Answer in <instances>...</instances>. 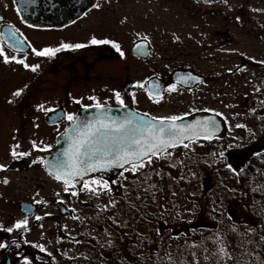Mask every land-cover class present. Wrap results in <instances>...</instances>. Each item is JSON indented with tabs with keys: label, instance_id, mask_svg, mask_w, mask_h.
<instances>
[{
	"label": "rangeland",
	"instance_id": "374dc122",
	"mask_svg": "<svg viewBox=\"0 0 264 264\" xmlns=\"http://www.w3.org/2000/svg\"><path fill=\"white\" fill-rule=\"evenodd\" d=\"M98 3L102 17L92 13L56 36L69 34L85 42L90 35L107 36L116 43V62L96 64L88 80L106 85L116 75L119 89L130 78V95L116 92V102L153 118L179 117L199 102L214 103L228 130L215 146L178 144L159 158L150 157L151 163L145 159L143 168L86 180L87 188L84 183L68 188L52 180L39 162L22 168L14 160L48 148L53 133L44 125V100L63 98L68 70L37 80L28 73L31 56L24 57L22 72L20 58L0 47V264L6 252L13 264H96L106 253L136 264H264L257 243L264 242V150L258 163L245 162L248 172L241 171L252 192L247 212L240 210L246 191L235 188L231 177L211 173L217 162L235 157L243 146L252 143V152L257 150L253 144L264 145V0ZM27 36L39 45L53 39ZM132 39L149 42L146 59L131 58ZM184 69L201 74L205 83L190 91L170 85L157 99L147 93L149 77L162 79ZM88 80L77 85L90 90ZM208 88L215 90V102L203 94ZM20 200L34 204L35 211L20 212ZM54 201L71 213L61 215ZM25 221L26 227H16Z\"/></svg>",
	"mask_w": 264,
	"mask_h": 264
},
{
	"label": "flooded vegetation",
	"instance_id": "af4514ba",
	"mask_svg": "<svg viewBox=\"0 0 264 264\" xmlns=\"http://www.w3.org/2000/svg\"><path fill=\"white\" fill-rule=\"evenodd\" d=\"M98 2H100V0H0V47L6 53L10 54L11 57L20 58V60L23 61L22 65H20L22 72L26 70V63L24 60L26 56H31L33 58L34 62L28 73L32 77L38 78L37 80L48 75H57L61 71L68 70L67 78L65 79L67 82L64 84L65 93L62 95L63 98L56 99V97L52 95L50 98L48 97L49 100H44L48 101V106L46 105L47 107L45 106L46 108L43 111L44 125L49 128L50 133H53L48 148H41L42 150L35 154H29L14 159L17 163L20 162L19 166L22 168L31 162H39L44 172L52 180L63 184L66 183L62 180L53 178L47 173L43 161L46 155L50 154L51 159L55 162L58 157H61L62 153H65L69 149L71 144V139L69 138L70 130L73 128L74 123L96 124V118L102 113L112 116L105 117L102 122L105 124L111 123V120H116V107L125 108V111L123 110L124 112H128V110L135 111L125 102H123V104L116 102V92L119 94L121 93L125 98L130 95L133 87L130 78L124 79L123 86L119 87V89H116V75L112 80H107L106 85L88 80L92 79L91 74L96 64L116 62V43H113L107 36H105L106 38L98 39L90 35L86 42L84 40H73L69 34H67V36L65 34L61 35L60 40V37H56L58 34L65 33L67 29L78 26L79 22L87 19L92 13H94L97 18L102 17L104 10L101 7V3L99 4ZM29 33H34L36 37L50 35L53 39L50 44H34L27 36ZM93 39L97 41L106 40L108 43L93 44ZM136 41L138 40L132 39L130 41L129 55H131L134 61L137 58L146 59L149 55V42L142 40L146 44L148 53L145 57H140L132 51V46ZM63 45H69L70 47L64 48ZM76 45H83V47L77 48L75 47ZM44 49H60V51L56 52L54 56H37L35 54L37 51H43ZM33 68L36 70L32 71ZM77 69L82 73L77 75ZM175 72L179 73L177 76H179L180 81L175 78V82H168L171 76L162 79L149 77L145 84L147 93H150L152 98L157 99L163 96L167 86L174 85L182 91H190L200 88L202 84L205 83V78L201 74H195L190 71L191 74L189 70L185 69ZM77 78H80V80H77ZM85 80L92 83V85L88 86L91 88L90 90L77 85ZM177 81L181 83V85H179ZM161 83H163V86L160 87L159 85ZM99 91L108 93V95L105 93L106 98H103L100 93H97ZM214 92L215 90L213 91L208 88L205 89L203 94L207 97L209 96L208 98L210 101L212 100L215 102V98H213ZM97 105H100L99 108L105 109L99 110ZM214 105L215 104L212 103L208 107L206 103L199 102L193 110L179 116L181 119L177 121L189 120L196 116H214L215 120H218L220 123L219 133L212 134L211 136H197L192 138L191 141L185 140L183 143H179V145L197 143L201 147H210L218 143V139L228 130V127L224 115L218 112ZM108 108H113L114 110L111 111ZM106 109L107 111H104ZM136 113H138V111ZM139 114L145 116L143 113ZM69 115L76 118L74 122H70L67 119ZM146 117L153 118L148 115H146ZM262 117L261 121H263L262 124H264V116ZM156 119L160 120V118ZM164 120L168 121L169 119ZM238 132L241 134V131ZM262 132H264V127ZM179 145L177 144L176 146ZM248 146L252 148V143L243 146L241 149L243 150L246 147L249 148ZM253 149L257 150L251 152V150L247 151L246 149L245 153L248 154L247 156L250 155L258 160V154L261 155L264 150V145L253 144ZM242 150L239 151L235 157H226L223 162L220 163L219 161L218 164H224V168L230 170L232 173L241 170V168H246L248 171V166L244 165V159L246 158L242 159L241 152H244ZM147 158L149 157H145V159ZM226 164H228V166ZM215 165H217V163ZM220 165H217V167H220ZM129 167L131 166L125 165L124 168L112 167L107 171L92 172L85 175L83 180L76 178L66 185L68 188L78 189L86 180L94 178L103 180L114 176L116 177V172ZM212 168L216 170V168ZM7 181V178L1 179L2 184H7ZM21 201L24 200L18 201L19 210ZM54 204L57 205L58 212L61 215H69L72 211L70 208L57 201H54ZM34 211L35 207L32 213ZM20 212L22 211L20 210ZM141 226L146 228L142 224ZM164 228H166L165 225ZM1 264H3V261H1Z\"/></svg>",
	"mask_w": 264,
	"mask_h": 264
},
{
	"label": "snow or ice",
	"instance_id": "6c2138e0",
	"mask_svg": "<svg viewBox=\"0 0 264 264\" xmlns=\"http://www.w3.org/2000/svg\"><path fill=\"white\" fill-rule=\"evenodd\" d=\"M92 43L106 44L108 41L93 39ZM63 47L68 48L70 46L63 45ZM75 47L80 48L83 45H76ZM58 51L60 49H44L35 54L37 56H54ZM0 55L3 53L0 52ZM5 60L7 62V58ZM17 62L23 63V61ZM35 70V68L32 69V71ZM117 99L119 100V94H117ZM120 103L123 104V101ZM97 107L99 108L100 105ZM67 119L74 122L76 118L69 115ZM103 119L104 117H98L99 126L92 123H74L70 130L71 144L69 149L62 153L61 157H58L52 165L61 175L67 177L64 181L66 184L76 178L83 180V177L90 172L107 171L112 167L124 168L125 165H130L131 170H138L144 167L145 157H149L147 162L151 163V156L159 158L168 148L183 143L184 140L191 141L193 137L204 134L199 131L197 126L191 124L178 125L176 121L181 119L180 117H171L166 122L164 119L152 118L149 120L145 117L129 114L119 122L111 120V123L108 124L103 123ZM209 125L214 128L215 122L204 121L202 123L205 130ZM184 147H188V145L184 144ZM91 183L97 184L98 181L92 180ZM88 186L89 182L84 181V187L87 188ZM103 187L107 188L106 181ZM90 190L94 191V189ZM26 225L27 222L25 221L23 225L17 224L16 227H26Z\"/></svg>",
	"mask_w": 264,
	"mask_h": 264
},
{
	"label": "water",
	"instance_id": "95a60500",
	"mask_svg": "<svg viewBox=\"0 0 264 264\" xmlns=\"http://www.w3.org/2000/svg\"><path fill=\"white\" fill-rule=\"evenodd\" d=\"M132 51L135 52L136 54H138L140 57H145L147 55V53H148V50L146 49V44H145L144 41H137L136 43H134L133 46H132ZM177 74H179V73L178 72H173L171 77H170V79H169V82H175L174 76H176ZM159 86L160 87L163 86V83H161ZM103 109H105V108H99V110H103ZM108 109L111 110V111L114 110L113 108H108ZM124 109L125 108H123V107H116V121L117 122L123 120L129 114H133V115L139 116V117H145V119H149L150 120V118H148V117H146L144 115L138 114V113H136V112H134L132 110H128V112H124L125 111ZM104 111H107V109L104 110ZM120 111H122V112H120ZM98 117H104L105 118V117H112V116H109V115H107L105 113H102V114L98 115ZM98 117L96 118V121H95L96 124H94L95 126H99L98 123H97ZM204 121H214L215 122V127L213 128L211 125H209L207 130H205V128L202 127V123ZM176 123L178 125L191 124V125L197 126L199 131L204 133L203 135H206V136H211L212 134H218L219 131H220V123H219L218 120H215L214 116H203V117L196 116V117L191 118L189 120L176 121ZM200 136H202V135H200ZM195 137H197V136H195ZM43 162H44V168H45V170L47 171L48 174H50L53 178L65 181V179L67 177L61 175L60 172H58L55 168H53L52 165H53L54 161L51 159V155L50 154L46 155V157L44 158ZM116 168H119V167H116ZM90 173H92V172H90ZM58 176L60 178H57ZM34 207L35 206L33 204L29 203V202H26V201H21L20 202V210L23 213H25V214L32 213V211L34 210ZM3 264H12V262L9 260V256H8L7 253H5L4 256H3Z\"/></svg>",
	"mask_w": 264,
	"mask_h": 264
},
{
	"label": "trees",
	"instance_id": "16d2710c",
	"mask_svg": "<svg viewBox=\"0 0 264 264\" xmlns=\"http://www.w3.org/2000/svg\"><path fill=\"white\" fill-rule=\"evenodd\" d=\"M246 149H247V151H249V150H251V147H249V148L246 147V148H244L242 150V151H244L243 153L241 152L242 159L246 158V159H244V161L245 162H248L249 165H253V163H255V164L258 163V160L255 157H252L250 155L247 156L248 154L245 153V150ZM217 165H220V164H218V162H217ZM209 167L210 166H208L207 168H209ZM242 169L243 168H241V170H239V171H236V172H233L232 173L230 170L225 169L223 165H220V167H217L216 170H211V173H212V175L214 177H216V172H221V173H223L228 178L231 177L232 180H233V182H234V187L235 188H238L239 191H242V192L246 191V194L244 192V196L242 195V197H244V201H245L244 203H245V205L244 206H241V209L240 210L243 211L246 208V211L245 212H247V210H248V208H247L248 207V204H250V203L253 202V201L251 202V200H250L252 198L251 197V193L252 192H250V184L247 183L244 180V177H243V175L241 173ZM243 170L246 173L248 172L246 168H244ZM143 221H145V219ZM120 241H121V244H124V242H125L123 240V238H121ZM257 243L259 244V251L261 252L262 256H264V242L258 240ZM109 254L110 253H106L105 256H104V258H99L98 257L95 260L96 261V264H116V261L118 263V260L120 261V263L122 262L124 264H127V263L128 264H136L137 263V261H136V263L133 262L132 258H125V257H122V256H117L116 257L115 255H109ZM128 255L130 257H134V258L137 257V254H135V253L133 254L131 251H129V254ZM128 259H130V260L127 261ZM50 262H51V264H53V261H50ZM54 264H55V262H54Z\"/></svg>",
	"mask_w": 264,
	"mask_h": 264
}]
</instances>
